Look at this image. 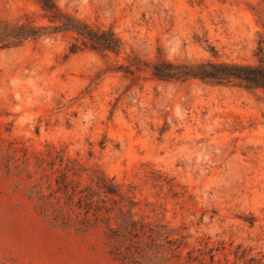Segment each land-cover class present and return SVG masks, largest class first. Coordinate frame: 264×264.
Segmentation results:
<instances>
[{"label":"rangeland","instance_id":"374dc122","mask_svg":"<svg viewBox=\"0 0 264 264\" xmlns=\"http://www.w3.org/2000/svg\"><path fill=\"white\" fill-rule=\"evenodd\" d=\"M56 2L124 48L69 54L59 33L0 49V264H129L110 228L130 207L162 233L141 264H200L188 251L264 264V90L112 70L131 53L256 63L264 0ZM25 16L47 23L36 0H0V23ZM101 173L123 198L97 193ZM88 192L98 212L79 207ZM168 234L187 243L182 257Z\"/></svg>","mask_w":264,"mask_h":264},{"label":"trees","instance_id":"16d2710c","mask_svg":"<svg viewBox=\"0 0 264 264\" xmlns=\"http://www.w3.org/2000/svg\"><path fill=\"white\" fill-rule=\"evenodd\" d=\"M42 16L47 20L45 24H37L29 16L15 21L0 23V49L21 46L24 42L53 36L59 33H69L72 40L69 54H76L85 49L108 56L121 54L124 44L112 28L94 25L75 17L61 9L56 0H36ZM112 70L123 72L138 82L143 72H149L152 79L159 81H186L199 79L205 83L216 85H233L247 90H264V56L261 55L256 63L228 62L223 60H204L200 62H176L165 56L157 55L155 59H145L136 53L128 54L126 63L112 67ZM60 186H66L64 173L57 179ZM97 193L102 192L107 197H121L123 194L119 184L113 178L101 173L96 181ZM83 192V191H82ZM94 193L88 192L79 197L78 205L85 208L86 213L98 212L101 207H95ZM135 203H131L133 206ZM95 207V208H94ZM110 209H107L109 211ZM122 221L117 228H110V237L116 242L115 254L120 259H126L129 264H141L140 257H146L149 248L157 245V238L162 236L159 230L143 221L134 219L131 207L127 211L121 210ZM109 219V216L107 217ZM166 243L171 257L180 258L186 242L181 238H171L166 235ZM164 246L165 244H159ZM210 259L215 263V255L210 250ZM197 260L203 264L200 255H193L188 251L187 262Z\"/></svg>","mask_w":264,"mask_h":264}]
</instances>
